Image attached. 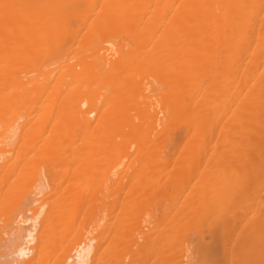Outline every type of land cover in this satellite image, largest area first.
Returning a JSON list of instances; mask_svg holds the SVG:
<instances>
[{
    "label": "bare ground",
    "instance_id": "obj_1",
    "mask_svg": "<svg viewBox=\"0 0 264 264\" xmlns=\"http://www.w3.org/2000/svg\"><path fill=\"white\" fill-rule=\"evenodd\" d=\"M0 264H264V0H0Z\"/></svg>",
    "mask_w": 264,
    "mask_h": 264
}]
</instances>
